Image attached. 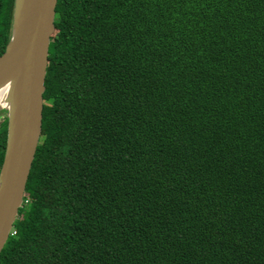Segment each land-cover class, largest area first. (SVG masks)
<instances>
[{
    "label": "trees",
    "instance_id": "obj_1",
    "mask_svg": "<svg viewBox=\"0 0 264 264\" xmlns=\"http://www.w3.org/2000/svg\"><path fill=\"white\" fill-rule=\"evenodd\" d=\"M53 23L0 264H264V0H57Z\"/></svg>",
    "mask_w": 264,
    "mask_h": 264
},
{
    "label": "water",
    "instance_id": "obj_2",
    "mask_svg": "<svg viewBox=\"0 0 264 264\" xmlns=\"http://www.w3.org/2000/svg\"><path fill=\"white\" fill-rule=\"evenodd\" d=\"M57 0H13L9 40L0 54L7 129L0 165V251L18 209L42 129V94Z\"/></svg>",
    "mask_w": 264,
    "mask_h": 264
},
{
    "label": "bare ground",
    "instance_id": "obj_3",
    "mask_svg": "<svg viewBox=\"0 0 264 264\" xmlns=\"http://www.w3.org/2000/svg\"><path fill=\"white\" fill-rule=\"evenodd\" d=\"M3 93H0V105L4 103Z\"/></svg>",
    "mask_w": 264,
    "mask_h": 264
},
{
    "label": "flooded vegetation",
    "instance_id": "obj_4",
    "mask_svg": "<svg viewBox=\"0 0 264 264\" xmlns=\"http://www.w3.org/2000/svg\"><path fill=\"white\" fill-rule=\"evenodd\" d=\"M1 118H3V116H2V115L0 116V123H1V120H2Z\"/></svg>",
    "mask_w": 264,
    "mask_h": 264
},
{
    "label": "built area",
    "instance_id": "obj_5",
    "mask_svg": "<svg viewBox=\"0 0 264 264\" xmlns=\"http://www.w3.org/2000/svg\"><path fill=\"white\" fill-rule=\"evenodd\" d=\"M12 230V229H11Z\"/></svg>",
    "mask_w": 264,
    "mask_h": 264
}]
</instances>
